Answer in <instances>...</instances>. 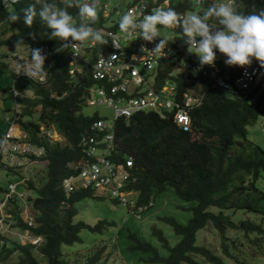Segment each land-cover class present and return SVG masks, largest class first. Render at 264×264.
<instances>
[{
  "label": "trees",
  "instance_id": "obj_1",
  "mask_svg": "<svg viewBox=\"0 0 264 264\" xmlns=\"http://www.w3.org/2000/svg\"><path fill=\"white\" fill-rule=\"evenodd\" d=\"M33 2L34 0H18L11 6L21 16L20 21L13 23L7 19L9 12L0 0V26L2 33H9L6 42L15 43L18 39H23V44L28 46L30 58L31 48L43 49L46 59L50 58V64L46 65L50 71L47 83L22 77L17 85L28 88L31 92L27 97L19 99L27 103L22 113L31 115L39 110L36 119L22 120L21 126L28 131L31 141L45 147L48 162L45 167V180L35 187L36 195L30 196L35 211V224L24 222L17 209H14V215L21 225L28 226L33 233L43 236L40 245L42 255H36L32 251L31 243L20 244L15 241L12 243L13 248L0 250V262L6 261L11 250L18 248L13 264H72L61 257V243H71L78 239L81 228L96 230L105 224L104 220L95 224L73 220L76 213L74 203L83 197L96 195L92 188L80 187L65 193L60 186L61 178L73 172L66 165L67 162L82 155L77 144L81 133L96 116V113L88 115L81 111L87 86L92 83L88 75L90 64L84 67L87 70L86 76L79 74L80 81L69 85L66 49L56 50L60 42L48 38L50 30L42 24L38 15L32 28L29 29L23 24L21 10ZM55 3L63 6L61 0H55ZM171 7H175L177 11L185 10L191 7V1L188 3L186 0H175ZM261 10H264V0H240L237 8V12L244 15L253 11L259 13ZM68 11L74 18L73 22L78 24L77 8H69ZM209 24L221 27L216 20H209ZM31 31L37 33L35 40L28 35ZM173 31L176 34L173 45L183 44L185 47L181 29L175 28ZM98 48L96 45L93 51ZM217 59L221 62L220 57ZM192 61V55H189V62ZM173 64L171 61L170 66ZM170 66H166L159 77L160 81ZM225 67L230 68L234 74L239 68ZM202 87L204 97L201 103L189 108L191 130H182L172 117H163L153 110L138 111L129 118L119 117L115 123L118 153L114 156L120 160L128 154L133 156L132 174L135 179L129 186L138 191V203L153 199L156 193L164 191L168 186H172L181 199L195 201L189 206L192 214L186 222H181L172 213L157 216L158 220L170 224L173 231L180 235L175 243H171L164 230L156 224L152 225L151 232L155 235L157 244L140 238L134 232L130 233L132 246L145 251L146 256L143 259L148 262L199 264L192 255L198 253L216 264H222L219 255L196 241L197 231L207 222L222 233L227 224L243 228L246 234L250 230H262L260 224L248 219L235 222L230 219L229 214H224L222 210L214 212L209 206L239 207L264 214V204H261L264 202V191L255 185L260 170L264 169V147L247 139V125L264 113V89L257 96L255 90L247 92L242 89H219L212 87L205 76L202 77ZM252 98H255V103L251 102ZM44 119L54 123L55 128L65 137L64 143L38 134V123ZM239 141L251 143L252 151H247L243 144H238ZM235 145L237 148L234 149ZM31 185L29 182L24 187ZM0 189L4 188L0 186ZM176 206L181 207V210L188 208L184 205ZM224 251L230 254L226 244ZM99 257L100 250H96L86 264H94Z\"/></svg>",
  "mask_w": 264,
  "mask_h": 264
},
{
  "label": "built area",
  "instance_id": "obj_2",
  "mask_svg": "<svg viewBox=\"0 0 264 264\" xmlns=\"http://www.w3.org/2000/svg\"><path fill=\"white\" fill-rule=\"evenodd\" d=\"M80 2H95L100 22L97 21L91 27L100 30L108 43L78 44V53H74L71 46L65 50L69 85H75L80 81L79 74L86 76L87 70L84 67L89 63L88 75L93 81L87 88L84 103L88 105L104 103L112 109V117L105 118L94 112L95 118L85 127L77 141L82 155L78 159L67 162L66 165L73 172L61 178L60 186L66 193L80 187L92 188L94 194H107L117 199L127 205L137 218H141L142 212L153 205L154 201L150 199L145 203H138V191L129 186V183L135 179L132 174L133 156L128 154L123 160L116 159L114 156L118 153L115 136L117 118H129L138 110L149 109L163 117L169 115L182 130H191L189 108L201 103L203 91L200 87L191 84L190 74H201L212 79V86L219 89L251 90L256 85L259 63L241 67L232 77L230 70L225 67L226 58L217 50V57L221 58V62L216 59L214 67L205 65L194 73V69L199 67L197 56L192 57V63L189 62V54L187 52L181 54L180 47L173 45L175 43L173 35L172 38H166L165 35L160 34L161 38L167 40V44L157 52L153 49L161 38H157L155 43L146 42L137 30L134 33L135 40H129L124 33L120 32L119 21L114 26H105L106 22L103 21V18L111 12H116L120 20V17L129 10L133 11L138 19H142L154 8H170L175 0H133L126 5L125 9H120L111 0H80ZM193 2L198 5V12L194 14H200L199 11L206 7L205 0H193ZM192 6L191 4V7L178 11L175 7L171 8L180 16H185L186 10L192 9ZM162 28L159 27V29ZM113 40L116 42V47ZM96 45L99 48L93 51ZM11 54L18 57L20 64L10 88L14 98V112L11 116H5L7 126L5 131L0 133V168L8 175L13 173L19 177L15 181L10 180L3 190L0 189V250L11 247L16 241L20 244L31 243L32 251L42 255L40 245L43 242V236L33 233L28 226L21 225L14 215V209H17L24 222L35 224V211L30 202V196L36 186L35 178L43 172L48 159L45 147L30 140L28 131L21 126L19 120L20 110L17 100L21 91L16 84L20 77L28 78L22 73L23 65L31 59L15 51ZM171 61L174 63L171 65L172 71L175 75L181 74L183 78L185 76L186 81L178 83L170 80L172 71H166L163 81L157 83L156 76L160 77L166 64L170 65ZM48 64H50L49 57L38 75L31 80L47 83L49 70L46 65ZM140 66L145 70L144 72ZM148 69L156 71L151 80H148ZM129 85H131L130 88ZM37 132L50 140H64L54 123L47 119L38 123ZM29 182L32 185L26 187L27 191L18 189V185L25 186ZM16 199L21 202L18 203Z\"/></svg>",
  "mask_w": 264,
  "mask_h": 264
},
{
  "label": "rangeland",
  "instance_id": "obj_3",
  "mask_svg": "<svg viewBox=\"0 0 264 264\" xmlns=\"http://www.w3.org/2000/svg\"><path fill=\"white\" fill-rule=\"evenodd\" d=\"M132 0H111L120 9H125ZM198 10V5L194 9H188L187 15H192ZM106 22L105 26H114L119 21V16L116 12H111L103 18ZM160 34L166 38L174 34L173 29H159ZM9 33H2L0 26V41L7 39ZM172 38V37H171ZM1 43V42H0ZM6 44V43H5ZM15 45V43H13ZM6 49L7 46H2ZM14 51L21 54H28V46L22 45L19 49L13 47ZM0 51V132H2L7 123L5 122L6 115H12L14 112V98L9 90L15 75L13 70L18 68L19 60L16 57L1 56ZM7 52V51H6ZM141 68V66H140ZM141 70L144 72L141 68ZM149 79L153 78L156 71L149 70ZM31 92L28 88H23L22 97H27ZM257 96V95H256ZM255 103V98L251 99ZM27 103L20 102L18 107L20 110V120L37 118L38 111L33 114H24L22 110ZM29 104V103H28ZM34 109V108H33ZM4 111V112H3ZM81 111L84 114L91 115L94 112L99 113L105 118L112 117V109L104 103L97 105L83 104ZM264 115H259L257 119L247 125V139L252 140L260 146L264 147ZM3 125L5 128H3ZM250 140V141H251ZM238 144H243L247 151H252V144L239 141ZM237 148L235 145L234 149ZM17 176L13 173L7 174L0 168V186L6 188L9 181H15ZM45 180V168L43 172L35 178V182L42 183ZM255 185L261 191H264V169L260 170L258 177L255 180ZM18 189L28 190L23 185H18ZM36 195V189L32 191V196ZM18 203L19 199H16ZM154 204L142 212L141 218H137L129 207L120 201L115 200L107 194H98L86 196L74 203L76 213L73 215L74 221L83 220L90 224H95L100 220H104L99 229L90 230L81 228L78 231L79 238L71 243H61V257L72 264H86L88 258L100 250V257L94 264H155L143 259L146 252L134 248L132 246L133 239L130 233L134 232L140 238L149 240L157 244L155 235L152 234V225L156 224L161 227L168 236L171 243L179 240L180 235L176 234L171 225L158 220L157 216L164 213H172L181 222H186L187 218L192 214L189 206L193 205V200H183L175 192L172 186H168L164 191L158 192L153 197ZM264 204V202H261ZM188 207L186 210H181L179 206ZM62 208H65L63 206ZM209 209L214 212L222 210L224 214H229L230 219L239 222L242 219H248L253 223L261 225L262 230H250L246 234L243 228L235 227L227 224L225 230L220 232L215 227H212L210 222H207L202 228L197 231L196 241L209 247L214 253L222 258V264H264V214L248 210L245 208H219L216 205H210ZM9 235V232L7 233ZM224 244L230 254L225 253ZM193 257L198 260L199 264H216L210 261L206 256L192 253ZM17 255L10 256L6 261L0 264H13ZM38 258H41L38 256ZM181 264H190L182 262Z\"/></svg>",
  "mask_w": 264,
  "mask_h": 264
},
{
  "label": "clouds",
  "instance_id": "obj_4",
  "mask_svg": "<svg viewBox=\"0 0 264 264\" xmlns=\"http://www.w3.org/2000/svg\"><path fill=\"white\" fill-rule=\"evenodd\" d=\"M132 1L130 3H132ZM186 1L189 3V0ZM190 1L193 5L192 9H194L196 4L193 0ZM17 2L18 0H3L2 2L4 8L9 12L7 19L13 23L21 20V16L11 7ZM61 4L63 5L62 7L58 6L55 0H52V2H49V0H34L32 4L21 10L23 13V24L29 29L32 28L34 20L38 15L42 24L50 30L48 32V38L60 42V47L56 49L57 51H64L71 46L74 49V53H78V44H85L88 42H92L93 44L108 43L100 30L91 27V25L95 24L99 19L95 2L81 3L80 0H61ZM239 4L240 0H205L206 7L203 8L202 11H199L200 14L180 16L172 8H154L150 14L144 15L142 19H138L136 14L129 10L120 17L119 30L121 33H124L129 40H135L134 33L139 30L140 37H142L144 41L155 43L157 38H161L159 27L166 29L180 28L184 36V43L186 44L185 47L183 44H177V46L180 47V53L184 54V52H187L189 55H192V57L196 55L199 61V67L194 69V73L201 70L205 65L214 67L217 59V50L226 58V66H239L235 74L227 67L232 77L239 72L241 67L259 63L256 85H254L251 90H244L247 92L255 90L256 95H258L264 89V70L262 69L264 68V10L259 11V13L253 11L251 14L244 15L237 12ZM37 6H39L38 12ZM69 8L78 9V24L73 22L74 18L72 14L69 13ZM209 20L218 21L221 27L217 28L210 25ZM28 35L33 40L37 37L35 31L29 32ZM173 36L176 38L175 33ZM23 43V39H18L15 42L16 49H19ZM113 43L116 47L115 40H113ZM166 44L167 40L161 38L159 42L156 43L153 50L159 52ZM12 52H14V50L1 52V56L10 58L16 57L18 59L17 56L11 54ZM15 52L20 53L18 51ZM31 54V58L28 54H22L31 59V61L25 62L22 72L24 75L28 76V78L22 77L29 80L34 79L38 75L39 70L42 69L46 60V55L41 48H31ZM172 70L173 66H170V69L167 71ZM17 72L18 70L13 73V75H16ZM171 73L170 80H175L178 83L186 81L185 76L183 78L181 74L175 75L174 71ZM167 76H169V74ZM190 76L191 84L195 87H200V89L204 91L202 87V77L204 75L190 74ZM22 77L19 78L16 86L19 84ZM164 78L165 77H163V79ZM163 79L160 81L159 76H156L157 83H161ZM148 80H151V78ZM209 81L211 84L212 79H209ZM130 87L131 85H129V88ZM8 88L10 90L11 85ZM17 88L20 89L22 95L23 88L18 86ZM21 95L18 97V103L21 102L19 100L23 96ZM142 110L148 111L149 109H141L138 111ZM260 115H264V113ZM21 121L22 120H20V122ZM61 135L63 136V134ZM63 138L64 140H59V142L64 143L66 140L64 136ZM36 186H38V183H36ZM13 247L14 245L11 246V248ZM34 253L37 255V252ZM17 254L18 248H15L11 250L9 257L13 255L16 256Z\"/></svg>",
  "mask_w": 264,
  "mask_h": 264
},
{
  "label": "crops",
  "instance_id": "obj_5",
  "mask_svg": "<svg viewBox=\"0 0 264 264\" xmlns=\"http://www.w3.org/2000/svg\"><path fill=\"white\" fill-rule=\"evenodd\" d=\"M1 43L0 44H2V46L4 45V46H7L6 47V49H3V47H1L0 46V51L1 50H5L4 52H8V51H11V50H14L13 49V47L15 46L13 43H8V42H6V39H4L3 41H0ZM6 43V44H5ZM23 45H26V44H23ZM27 46V45H26ZM27 53H28V50H27ZM18 66H19V63H18ZM18 70V68H15L14 70H13V73H15L16 71ZM29 90V89H28ZM4 112V111H3ZM3 128H5L4 127V125H3ZM5 131V129L2 131V132H4ZM2 132H0V133H2Z\"/></svg>",
  "mask_w": 264,
  "mask_h": 264
}]
</instances>
